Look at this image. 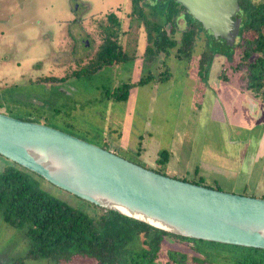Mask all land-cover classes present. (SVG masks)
<instances>
[{"label": "rangeland", "instance_id": "rangeland-1", "mask_svg": "<svg viewBox=\"0 0 264 264\" xmlns=\"http://www.w3.org/2000/svg\"><path fill=\"white\" fill-rule=\"evenodd\" d=\"M156 1L146 0V12L150 6L160 7ZM129 12L130 0H0V112L55 127L171 177L264 198V153L244 172L249 156L256 157V145L242 139L245 132L240 127L214 121L223 107L244 99L234 81L220 77L224 71L245 78L246 70L236 65L241 49L231 51L203 29L190 57L178 58L175 46L151 58L144 54L146 30L137 19L129 27ZM110 13L121 18L124 41L137 36L134 59L103 66L92 74H74L64 81L45 80L75 72V60L82 63L91 58ZM185 26L178 19L171 37L179 41ZM204 50L231 51V55L219 57L222 69L209 68L201 76L199 56ZM149 76L150 80L138 83ZM124 83L133 84L127 99L113 98ZM241 149L245 152L242 159L238 158ZM163 151L167 153L164 165L158 161ZM236 155L237 160L233 159ZM240 159L243 170L238 169ZM8 165L14 164L0 155V172ZM33 177L40 189L70 207L92 217L100 214L99 207L42 177ZM167 240L176 246L174 239ZM166 247L163 244L160 250L159 263L168 264ZM28 249L25 228L0 216V264L24 257ZM216 263L232 264L222 258ZM24 264L50 263L26 259ZM64 264L96 262L84 257Z\"/></svg>", "mask_w": 264, "mask_h": 264}, {"label": "trees", "instance_id": "trees-1", "mask_svg": "<svg viewBox=\"0 0 264 264\" xmlns=\"http://www.w3.org/2000/svg\"><path fill=\"white\" fill-rule=\"evenodd\" d=\"M147 2L130 0L128 14L129 27L136 25L137 19L139 27L143 26L146 30L147 45L144 54L155 58L176 46L175 55L178 58L190 57L197 36L203 30L201 23L175 0H157L156 5L160 7L150 6L152 8L149 13L144 9ZM238 3L241 23L234 44L228 45L224 40H218L230 46L231 51L237 47L241 49L236 65L237 68L243 67L246 70L244 88L255 97L263 98L264 0H239ZM159 17L163 19L161 22L158 21ZM178 19L186 24L179 41L170 35L177 28ZM106 22L99 33L100 43L88 61L78 63L75 60V72L71 73L69 66L70 73L66 76L44 79L64 81L74 74H92L103 66L134 59L137 36L123 40L126 32L122 30L121 18L115 13H110ZM128 34L131 35L132 31ZM231 51L226 54L221 50L220 54L229 58ZM216 53V50L201 52V76ZM221 76L226 79L224 71ZM148 80L150 76L142 77L138 83ZM132 85L124 83L119 86L113 92V98L126 100ZM166 155L165 151L161 156L159 154L158 161L163 165L167 162ZM13 164L0 172V216L15 227L25 228L29 249L24 257L16 258L9 264H24L26 259H45L50 264H64L84 257L93 258L96 264H162L158 257L163 244L167 246L165 253L168 264H217L219 258L232 264H264L262 248L173 234L87 201L101 210L97 217L89 216L40 189L38 181L33 177H41L39 174L15 162ZM168 238L174 239L176 246L167 244Z\"/></svg>", "mask_w": 264, "mask_h": 264}, {"label": "water", "instance_id": "water-1", "mask_svg": "<svg viewBox=\"0 0 264 264\" xmlns=\"http://www.w3.org/2000/svg\"><path fill=\"white\" fill-rule=\"evenodd\" d=\"M175 1L215 39L234 44L239 0ZM0 155L83 200L167 232L264 249L262 197L171 177L55 127L3 112Z\"/></svg>", "mask_w": 264, "mask_h": 264}, {"label": "crops", "instance_id": "crops-1", "mask_svg": "<svg viewBox=\"0 0 264 264\" xmlns=\"http://www.w3.org/2000/svg\"><path fill=\"white\" fill-rule=\"evenodd\" d=\"M224 55L220 53H216L213 55L211 62L207 65L206 70L209 68L212 69H222V63L219 57H222ZM221 63V64H220ZM224 67V66H223ZM206 70L204 71L206 74ZM207 77V76H205ZM222 77V76H220ZM223 78V77H222ZM224 79V78H223ZM227 82L234 81L233 85L235 88H238L243 95L244 99L239 103H230V107H223L224 110H220L218 114V119L214 118L215 123H223L225 122L227 125H230V123H233L237 127H240L244 132L245 136L242 137V139H246L251 141V143L256 145V157L252 160V157L249 156L248 158V165L246 166V169H244V172L250 168L253 161H257V158L261 154V152L264 153V97H255L249 90L244 88V82L245 78L240 75L227 73L226 79ZM219 82V81H218ZM216 105H220L219 102L216 99ZM239 105V106H236ZM218 107V106H216ZM223 112L227 117L223 115ZM221 114V116H220ZM233 117V118H231ZM257 127H260V130H256ZM253 131H255V134L253 136ZM235 140L240 141L238 138H235ZM242 141L243 146H245L244 141ZM245 157L244 150L241 149V151L238 153V158ZM233 159L237 160L236 157H233ZM240 159L239 167L238 169H242V161ZM244 161L245 158H244ZM237 162V161H236ZM228 170V169H225ZM232 173H235V170L229 169ZM243 170V169H242Z\"/></svg>", "mask_w": 264, "mask_h": 264}, {"label": "flooded vegetation", "instance_id": "flooded-vegetation-1", "mask_svg": "<svg viewBox=\"0 0 264 264\" xmlns=\"http://www.w3.org/2000/svg\"><path fill=\"white\" fill-rule=\"evenodd\" d=\"M201 32H202V31H201ZM206 32L208 33V32H210V31H207V30H206ZM210 34H212V33L210 32ZM236 38H237V37H236ZM222 55H223V54H222Z\"/></svg>", "mask_w": 264, "mask_h": 264}]
</instances>
